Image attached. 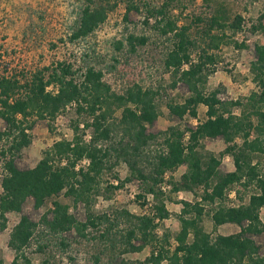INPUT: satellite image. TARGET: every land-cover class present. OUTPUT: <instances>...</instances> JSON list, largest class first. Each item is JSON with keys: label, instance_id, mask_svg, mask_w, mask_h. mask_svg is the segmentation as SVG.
Wrapping results in <instances>:
<instances>
[{"label": "trees", "instance_id": "1", "mask_svg": "<svg viewBox=\"0 0 264 264\" xmlns=\"http://www.w3.org/2000/svg\"><path fill=\"white\" fill-rule=\"evenodd\" d=\"M120 1L127 3V11L136 10L129 0H83L84 6L77 14L68 41L75 42L92 34ZM181 1L166 0L160 7L148 9L147 19L154 18L157 30L163 35L172 33L175 38L164 67L171 74V87L182 83L188 91L182 104H166L169 116L197 120V107L202 105L206 108L205 119L195 126L183 129L170 126L157 133L149 132L148 128L159 117L157 93L134 84L118 94L103 81V73L93 67H86L78 77L73 65L60 62L34 72L25 80L15 76L0 77V120L4 124L0 130V232L6 228L7 214L19 215L7 242L14 253L10 264H32L25 249L39 224L50 234L74 231L81 238L87 237L89 228L105 225L106 229L100 231L98 237L114 247L115 240L110 236L119 217L128 224V229L119 234L116 242L121 247L120 255L150 247L149 256L143 261L121 260L119 264H264V255L252 238L264 234V223L260 219V211L264 209V163H253L254 156L264 159V44L255 45V59L249 69L256 90L244 99L219 98L220 89L209 91L206 88L207 78L214 73L209 65H215L218 56L202 49L197 59H192L191 51L196 44L187 33L189 27H177V22L168 18L167 9L173 4H182ZM241 23L242 18L235 16L227 26L225 16L215 11L207 23V48L218 50L224 41L223 34L211 35L212 29L228 27L236 33ZM257 30H263L260 23L252 27L253 32ZM127 43L133 51L135 46L144 45L146 38L129 35ZM121 45L117 42L116 48L120 49ZM243 47L244 44L238 46ZM71 106L77 118L85 119L71 123L72 138L54 142L42 152L34 167L18 168L15 159L31 144L29 132L35 122L53 121ZM235 111H239L238 114ZM86 131L89 134L83 133ZM215 138H221L225 144L218 156L205 151L201 144L205 139ZM237 139L240 144L236 143ZM157 141L161 149L149 160L145 152ZM223 156L232 159L234 171H220ZM119 162L126 165L128 175L122 180L115 175L117 186L108 185L106 189H118L127 182L138 181L142 193L136 195L137 200H142L139 207L147 206L148 195L154 201L141 215L120 211L110 218L107 214L92 212L91 203L99 194L102 175ZM181 166L185 171L179 179L168 180L167 174ZM234 185L253 187L254 192L246 203L228 205L229 191ZM163 186L170 187L173 194H194L196 189L201 190L198 202L177 201L182 208L177 216L179 231L172 236L176 243L172 250L167 249L171 236L156 234L157 222L169 217L162 200ZM60 196L74 206L83 205L84 222L71 214L68 204L58 200ZM29 198L35 208L52 200L53 208L39 223L21 214L22 205ZM204 206L211 207L210 219L215 228L232 224L239 231L211 237L201 226ZM136 241L139 244H133ZM61 245L64 246V242ZM95 261L98 262V258ZM0 264H4L1 259Z\"/></svg>", "mask_w": 264, "mask_h": 264}, {"label": "rangeland", "instance_id": "2", "mask_svg": "<svg viewBox=\"0 0 264 264\" xmlns=\"http://www.w3.org/2000/svg\"><path fill=\"white\" fill-rule=\"evenodd\" d=\"M116 0H114L115 2ZM136 10L127 11L125 2H117L115 8L109 11L104 23L99 25L89 36L75 42H69L68 36L74 27L77 14L84 6L83 0H0V77L15 76L20 80L29 78L34 72L45 67L55 66L65 62L73 65L77 76L82 74L86 67H93L103 73V81L112 91L121 94L127 88L137 84L143 89H151L157 93L155 102L159 117L149 132L157 133L170 126L183 129L195 126L198 121L205 119L206 108L197 107V120L185 116L182 120L170 117L166 104H182L188 96L187 88L182 83L171 87V74L164 67L166 54L173 48L175 38L172 33L163 35L155 28V19H147V10L160 7L166 0H129ZM182 4H173L167 9L168 18L177 22V27L188 26V35L194 40L196 47L191 51V58L196 60L197 54L202 49L208 54L218 56L215 65L209 68L214 73L207 78L206 88L220 89L219 98L223 100L244 99L250 92L256 90L250 74V64L254 61L255 45L264 44V0H182ZM225 16L226 24H230L235 16L242 18L241 29L234 33L230 28L223 30L212 29L211 35H224V41L218 50L207 48L208 38L207 23L215 11ZM199 18V21L196 19ZM260 23L263 30L252 31L253 26ZM133 35L146 38L144 45L135 46L132 51L127 43V37ZM121 42V48H116V43ZM244 44L243 48H238ZM50 90H53L52 88ZM239 111H235L238 114ZM119 116V111L115 117ZM73 106L56 117L53 121L38 120L35 122L31 134V144L25 148L15 163L20 169H30L40 160L41 154L59 140L72 138L71 123L76 120ZM85 119H80L83 121ZM4 124L0 120V130ZM89 131L83 132L89 134ZM87 139V136L86 138ZM240 144V139L236 140ZM205 151L218 156L225 144L221 138L205 139L201 142ZM160 141L151 143L146 150L147 158L160 150ZM253 163L264 159L253 157ZM143 164L145 162L143 161ZM83 166L86 163H82ZM235 168L229 156H223L220 164L222 173L232 172ZM185 167H179L174 173L167 174L168 180H178L184 173ZM2 175L0 162V177ZM115 175L119 180L128 175L125 164L119 162L112 170L106 171L99 181V194L91 203L92 212L107 214L108 217L120 211L133 215L147 212L154 204L150 195L146 197V207H139L142 200H137L136 195L142 194L138 181L125 183L118 189L106 186H117ZM170 176V177H169ZM1 192V189H0ZM254 192L252 186L243 188L234 185L229 191L228 205L246 203ZM162 200L169 213V217L157 222L156 234H169V247L172 250L176 243L172 236L179 231L177 216L181 212L179 200L194 203L199 201L201 190L195 193L179 192L173 194L170 187L162 190ZM233 193V194H232ZM231 196V197H230ZM70 206V212L80 222L86 219V212L81 204L72 205L71 201L60 196L58 198ZM52 207V200H48L42 207L35 208L32 199H27L21 214L33 222L39 223L43 215L48 214ZM210 206H204L201 226L211 237L216 234L229 235L239 231L234 225L214 227L210 219ZM6 228L0 232V259L4 264H10L14 253L8 248L9 233L19 220V215L9 213L6 215ZM260 219L264 223V209L260 211ZM117 225L111 230L110 239L115 240L112 247L108 241L100 239V231L106 229L105 225L99 228H89L87 237L81 238L76 232L70 231L61 235L50 234L42 224L37 226L36 232L25 249L26 256L32 264H119L121 260L135 262L143 261L149 256L150 247L143 248L140 252H127L119 254V234L128 229V224L123 218L116 219ZM95 238V239H93ZM264 255V234L252 236ZM64 242V246L61 245ZM137 245L139 242H133ZM98 258V262L95 261ZM165 264V263H162Z\"/></svg>", "mask_w": 264, "mask_h": 264}, {"label": "built area", "instance_id": "3", "mask_svg": "<svg viewBox=\"0 0 264 264\" xmlns=\"http://www.w3.org/2000/svg\"><path fill=\"white\" fill-rule=\"evenodd\" d=\"M166 189H168V187L167 186H163L162 187V190L164 191V190H166ZM233 194V193H232ZM231 197V196H230Z\"/></svg>", "mask_w": 264, "mask_h": 264}, {"label": "crops", "instance_id": "4", "mask_svg": "<svg viewBox=\"0 0 264 264\" xmlns=\"http://www.w3.org/2000/svg\"><path fill=\"white\" fill-rule=\"evenodd\" d=\"M225 225H232V224H225ZM223 226V225H222ZM235 226V225H234ZM228 235V234H227Z\"/></svg>", "mask_w": 264, "mask_h": 264}]
</instances>
